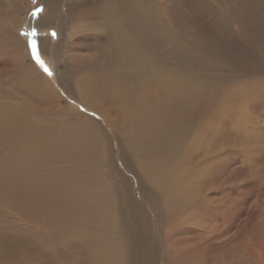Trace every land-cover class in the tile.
<instances>
[{
  "label": "bare ground",
  "instance_id": "1",
  "mask_svg": "<svg viewBox=\"0 0 264 264\" xmlns=\"http://www.w3.org/2000/svg\"><path fill=\"white\" fill-rule=\"evenodd\" d=\"M42 1L44 22L60 34L49 46L56 77L71 79L100 118L60 105L17 33L26 12L0 0V79L11 75L0 89V264H16L20 249L33 264H214L228 247L232 261L216 264H264V170L245 163L252 136L256 148L264 142L256 123L264 83L253 80L264 74L253 62L259 49L264 56V0H226L213 30L195 33L179 26L170 0ZM173 1L175 10L188 4ZM217 31L241 40L235 48L219 37L213 43L226 60L207 56ZM240 61L257 70L243 66L246 82L235 89L198 72L208 62L234 69ZM64 64L82 74L68 78ZM217 90L238 103L224 101L233 133L214 174L215 163L202 166L200 156L212 151L210 136L223 132L227 111L199 123L209 112L200 107L205 95ZM226 164L241 172L242 191L222 198L220 188L233 185L223 183L234 172ZM232 198L241 201L231 206Z\"/></svg>",
  "mask_w": 264,
  "mask_h": 264
},
{
  "label": "rangeland",
  "instance_id": "2",
  "mask_svg": "<svg viewBox=\"0 0 264 264\" xmlns=\"http://www.w3.org/2000/svg\"><path fill=\"white\" fill-rule=\"evenodd\" d=\"M66 1L67 0H64V5H65ZM200 1L203 2V3H201ZM250 1L253 2L252 0H248L247 4L248 3H249V5L252 4ZM181 2L183 3V0H181ZM184 2L188 3L187 4L188 7L186 5H184V6H186L185 9L180 8V9H183L184 13H183V11L180 12L181 11L180 9L175 10L176 5L179 6L178 2L170 0V1H168L167 5H169L170 10H172L173 16L175 17V19L179 21V26L181 28L188 29L187 27L190 26V30L191 31L190 30L187 31L188 33L189 32L195 33V30L197 32L199 30L201 31V28H202V31H207V32L212 31L214 26L217 24L216 21H217L219 15H220V13L221 12H225L226 7H224V6H226L228 4L226 0H222L221 1L223 4L222 3H217L216 1H213V0H211V1H208V0H196V1L195 0L194 1L193 0H184ZM3 3L5 5V8L14 9L16 12H18V11H25L26 12L25 18L23 17V23H22V25L19 28V31L17 33L20 36V38L23 40V43L26 46V50H27L28 56H29L31 62L34 64L35 68L37 70H39L45 76V78L52 84V85H50V87L53 86V87H51V89L54 92H56L61 97V99L63 100L61 102L62 104H60V105L61 106H65V107H67V108H69L70 110H73V111H77V112H80V113L92 115L93 117H95L96 119L99 120L100 117L96 113L90 111L87 108V106H85L82 103L81 99L79 98V96L76 93L75 88L73 87L72 80L71 79H66V80H62L61 79V80H59L56 77V72H55V69H54V65H55L54 56L55 55L53 56L54 52H51L52 49L50 47L52 45H55V47H56V45H58V42L60 40L58 37H59L60 34L58 33L57 28L55 26H48V24L45 23L44 20H43V16L45 14V10L47 9L45 2L42 1V0H35V2H34V0H3ZM9 4H10V6H9ZM189 5H190V7H189ZM215 14H216V16H215ZM262 14H264V11H262ZM206 15H208V16L206 17ZM257 17L258 16H256V18ZM193 19H196V20H193ZM190 20L193 21V22H191ZM78 23L79 22H77L76 24H73V26H72V29H74L73 31H77V30L80 29L81 25L78 26L77 25ZM210 24H211V28L209 26ZM259 24H260V26H258L257 29H258V35L260 36V32L261 31L259 29H260V27L263 28L264 24H262V23H259ZM219 26L220 25H218V27ZM182 32L186 35V38L191 39V36L189 34H187V32L186 33H185V31H182ZM33 33L35 35H33ZM230 35L231 34L226 32V31H221V32L217 31L216 36L214 38L210 39V44H213V43L216 44V41H217V39L219 37L220 39H223L225 41V45L233 46L234 48L235 47H239V43L241 42V40H239L238 38H235L234 35H231V36ZM262 35L263 34H261L260 38L262 37ZM47 36H48V38H47ZM45 37H46V39H45ZM43 40L47 41V42H45V46H43V43H42ZM258 41L259 40L256 39V40L252 41V43L254 45H256V43H258ZM261 42H262V44H264L263 38H262ZM215 44L210 45V46H214L215 47L216 46ZM33 46H34V50H35V58H34V54H33ZM212 49H206L207 52H208L207 56H209L210 52H211L210 56L212 58H208V59H213L214 58V59H217L218 61H221V58H224V60L227 59L225 51H222L221 49H217L216 48L219 51L218 52L216 49H213V50ZM212 53H214V54H212ZM217 54H218V57H217ZM59 55L61 56V51L60 50L57 51V55L56 56L59 57ZM36 58L39 59L40 63L43 65V68H41L37 64ZM253 58L255 60L258 59L257 61L253 60V62H255L257 65L259 64L258 66H260L261 70H263V68H264V56L261 55L260 49H259V51L254 53ZM59 60H60V63H58L56 65L63 64L62 60L61 59H59ZM206 65L210 69L201 70V71H198V72H201L203 75H205V77H208L207 75H210V78L213 75L217 76L216 77L217 79H216L215 83L224 85L225 86L224 87L225 91L227 90V87L235 89L239 82H242V81L246 82V79H245V77H244V75L242 73L243 66L246 68V70H253V69L257 70V65H255L256 67L254 66L255 68L252 67V69H251V68H248L247 64H244L242 61L238 62V66H236L234 64V66L236 67L234 69H229V66L228 67H224V68L221 67V69H216L217 67H215L211 62L206 63ZM241 65H242V67H241ZM44 69H47V72L50 73V75L46 74ZM62 69L65 71V75L68 78L74 77L75 75L77 77H79L82 74L81 73V69H77L75 71V73H74V71L71 69V66L66 65V64H64ZM263 75L260 78L258 77V79L256 78V79H253V80H255L256 82L259 81L258 83H262L263 84L264 83V76ZM235 76H241V77L237 78V79H233ZM4 78L2 77L0 79V89H3L5 87L2 84H4V83L6 84L11 79V75H6V76H4ZM252 82H254V81H252ZM210 93L206 94L204 99H203L205 101V105L204 106H200L202 109H209V112L203 111L201 113L203 115L200 118V123H199L200 128L202 129L204 127L205 121L207 120V118L210 115L216 116L217 113L222 114L224 111H227V113L222 116L223 132H215V133H213L210 136V139H212V140H211V143L209 145L212 146V151L210 153H207V149H206L203 153H201V156H200V158L202 159L201 160L202 166L206 165L207 161H209V162L212 161L213 163H215V166L217 168L215 170V172H214V174H215L216 171L219 169V166L223 163L224 159L226 160L225 154H226V151L228 149L227 140L229 139V137H231V135L233 133L231 121L235 118V115H234L233 112L225 110L224 104L225 103H229V104L234 105V104L238 103V96L234 95L233 97H231V99H227L225 97V92H224V94H222L221 90L214 91V92L211 93V95H210ZM224 101H225V103H224ZM227 117L230 118L229 121L227 120ZM257 117H258V120L256 121V123L258 125L264 126V105L261 106ZM106 130L110 134H112L111 129L106 128ZM263 133H264V131H263ZM246 137H248V136H246ZM246 137H245V140L248 143L249 142V138H246ZM254 140H255V138L252 136V141H253L252 144L253 145L252 144L251 145L253 147L251 146L245 152V160H246L245 163L248 164V166L255 173H257V172H261V171L264 170V149H263L264 142L262 144H259L257 146V148H258L257 149L256 148V143L254 144ZM236 143H237L238 146L242 145V143H238V142H236ZM210 156H212L211 160H209ZM226 166H229V167L233 168L234 170L233 169L232 170L234 172L232 173V175L230 174V171L224 172L228 176H226L224 178L223 183H225L226 186L229 185V184H233L235 186L231 185V186H229V188L228 187H221L222 189L220 188V190H219V192L217 194L219 196H221L222 198L225 197L226 191L230 190V192L232 193L231 196H233L234 195L233 193H236V191L239 192V193H241V191H242L241 190L242 181H241V176H240L241 172L238 170V167H235L232 164H226ZM125 169L127 170V168H125ZM214 174H213V178H214ZM256 189L257 188H256V183H255L252 186V192L253 191L256 192ZM226 196H229V194H227ZM229 201L231 202V206H234L233 204L235 202L240 203L241 199L232 198ZM3 207L6 208V205L4 204ZM7 208H8V212H10L8 215H11L12 219H14L17 222V224H20V223H18L19 221L17 220V215L13 211L10 210V207H7ZM224 209L225 208L222 207V208H220L218 210V212L224 211ZM12 214L13 215L15 214L14 215L15 217H13ZM9 218H10V216H9ZM16 222H14V223H16ZM232 254H233V248L228 247L226 249L220 250L216 254V257H218L219 259H216L214 261L215 262L214 264L218 263V261L231 262L232 261V256H233ZM14 256H15V259H16V264H20V263L21 264H33V261L31 260L32 258L28 255L27 252L25 253L23 249L17 250L14 253ZM235 259H237V257ZM8 263H10V262H8ZM202 264H211V263L210 262H205V263H202Z\"/></svg>",
  "mask_w": 264,
  "mask_h": 264
},
{
  "label": "snow or ice",
  "instance_id": "3",
  "mask_svg": "<svg viewBox=\"0 0 264 264\" xmlns=\"http://www.w3.org/2000/svg\"><path fill=\"white\" fill-rule=\"evenodd\" d=\"M34 2H35V0H34ZM34 15H35V14H34ZM33 35H35V34L33 33ZM33 54H34V58H35V50H34V46H33ZM36 62H37V64H38L41 68H43V65L40 63V61H39L38 58H36ZM44 71H45L46 74H49V75H50V73L47 72V69H44Z\"/></svg>",
  "mask_w": 264,
  "mask_h": 264
}]
</instances>
